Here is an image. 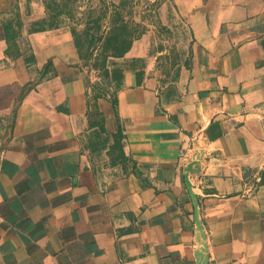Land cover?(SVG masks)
<instances>
[{
  "label": "crops",
  "instance_id": "crops-1",
  "mask_svg": "<svg viewBox=\"0 0 264 264\" xmlns=\"http://www.w3.org/2000/svg\"><path fill=\"white\" fill-rule=\"evenodd\" d=\"M145 27L103 83L43 0H0V264H200L201 231L206 264H264V10Z\"/></svg>",
  "mask_w": 264,
  "mask_h": 264
},
{
  "label": "rangeland",
  "instance_id": "rangeland-1",
  "mask_svg": "<svg viewBox=\"0 0 264 264\" xmlns=\"http://www.w3.org/2000/svg\"><path fill=\"white\" fill-rule=\"evenodd\" d=\"M166 0H43L45 8L51 4L59 14L57 26L72 28L73 34L81 33L88 22H96L101 32H109L112 23L115 27L124 26L129 37L138 39L146 29V24L161 17ZM256 8L264 10V0H248ZM118 12V18L114 13ZM46 17L49 13L46 10ZM95 56L96 52L93 53Z\"/></svg>",
  "mask_w": 264,
  "mask_h": 264
},
{
  "label": "trees",
  "instance_id": "trees-1",
  "mask_svg": "<svg viewBox=\"0 0 264 264\" xmlns=\"http://www.w3.org/2000/svg\"><path fill=\"white\" fill-rule=\"evenodd\" d=\"M68 2V0H66ZM49 13L48 27L57 26L56 18L59 14L56 9L51 8V4L46 7ZM114 18H118V12L114 13ZM112 23V29L109 32H101V28L96 22H88L85 29L79 33H74L75 48L80 61L84 64L86 72L95 71L99 74L103 83H107L106 61L108 58H121L131 48L136 37H129L126 27H115ZM47 23L41 21L39 27L35 30L45 28ZM94 51L96 55L93 56ZM119 139V135L117 137Z\"/></svg>",
  "mask_w": 264,
  "mask_h": 264
},
{
  "label": "water",
  "instance_id": "water-1",
  "mask_svg": "<svg viewBox=\"0 0 264 264\" xmlns=\"http://www.w3.org/2000/svg\"><path fill=\"white\" fill-rule=\"evenodd\" d=\"M197 159L199 162L202 158H201V156H199ZM198 162L190 163L188 165V170H187L188 174H192L195 171H198ZM185 182H186V186H187L188 190H190L191 188H190V184H189L187 178H186ZM191 197H192L194 205L197 206V200L193 197V195H191ZM196 215H197V212H196ZM195 220L198 223L197 218H195ZM197 225H198L199 230H201L200 224L198 223ZM201 239H202V244H201L200 250L198 251L197 256L199 258L200 264H206L207 257H205V255H204L205 254V243H204L205 237L202 234V231H201Z\"/></svg>",
  "mask_w": 264,
  "mask_h": 264
},
{
  "label": "built area",
  "instance_id": "built-area-1",
  "mask_svg": "<svg viewBox=\"0 0 264 264\" xmlns=\"http://www.w3.org/2000/svg\"><path fill=\"white\" fill-rule=\"evenodd\" d=\"M199 157V154H194L193 157H192V160H191V163H195V162H198V158ZM199 163V162H198Z\"/></svg>",
  "mask_w": 264,
  "mask_h": 264
}]
</instances>
